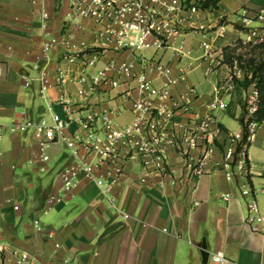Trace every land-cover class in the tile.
<instances>
[{
  "label": "crops",
  "instance_id": "obj_1",
  "mask_svg": "<svg viewBox=\"0 0 264 264\" xmlns=\"http://www.w3.org/2000/svg\"><path fill=\"white\" fill-rule=\"evenodd\" d=\"M71 1L0 0V124L51 121L54 114L66 119L67 111L72 118L94 115L97 127L105 116L117 126L130 124L141 96L137 81L112 75L116 86L105 80L93 86L91 75L110 59L132 60L140 71L142 57L154 58L170 64L174 80L168 97L154 100V121L166 140L179 137L183 149L166 144L165 170L121 144L103 157L84 148L73 155L67 141L89 133L75 121L65 127L64 138L45 148L32 131L7 133L0 141V262L20 264L23 251L36 264H212L211 254L222 251L230 264H264V235L246 223L242 181H229L223 167L224 148L244 129L238 121L242 109L229 106L234 98L226 99L227 109L216 111L212 138L192 147L187 141L207 113L214 88L229 75L228 66L212 56H219L227 40L242 36L231 31L230 22L242 8L263 7L264 0H221L216 9L185 13L182 32L170 45L143 53L108 49L93 68L70 63L62 47L64 39L76 46L91 42L88 31L67 21ZM42 11L50 14L46 27ZM50 36L60 42L45 54L43 43ZM83 75L85 82L79 81ZM166 81L153 78L157 87ZM43 153L48 160H42ZM86 157L102 184L81 174L78 187L64 192L61 172ZM248 160L249 183L264 214V120ZM52 195L57 200L48 206ZM36 219L41 231L33 225Z\"/></svg>",
  "mask_w": 264,
  "mask_h": 264
},
{
  "label": "built area",
  "instance_id": "obj_2",
  "mask_svg": "<svg viewBox=\"0 0 264 264\" xmlns=\"http://www.w3.org/2000/svg\"><path fill=\"white\" fill-rule=\"evenodd\" d=\"M42 1V0H38ZM203 0H72L67 21L79 25L83 31L91 34V42H81L78 46L69 40H62V47L66 51V58L70 63H80L84 68L96 67L108 49L116 51H128L131 53H143L153 47H164L171 44L182 32L183 17L186 14H194L202 9ZM50 14L41 12L43 27H46ZM238 21L249 27L250 40L257 39L256 43H264V27L261 29L251 28L253 22H260L264 26V6L250 11L242 8L237 14ZM83 21H90V26L82 25ZM256 36V37H255ZM60 41L55 37H46L43 43V52L46 54ZM255 43V44H256ZM201 46L208 52L209 44L202 41ZM141 69L136 70V64L132 60L123 59L108 60L104 67L91 75V85H97L100 81H109L113 86L118 80L111 78L116 75L119 79H133L137 81L141 92L139 99L134 101L135 119L125 126H117L114 121L105 116L101 127H97L94 115L79 114L74 118L67 111L66 119H61L54 114L51 121L24 120L13 121L10 124H0V141L7 133L32 131L34 138L45 148L51 142L64 138V129L70 121L79 123L84 129L89 130L85 137L79 133L74 134L67 141L72 154L79 155L81 148L88 153L96 152L97 155L106 156L113 154L116 145L125 146L133 156L147 157L158 167L165 169L168 164V151L166 144L173 145L176 149L181 148V140L177 136L166 140V135L161 125L154 121V100H165L169 95V86L174 83L171 77L170 64L163 63L154 58H141ZM236 62L234 69H236ZM235 72V71H234ZM233 75L243 80V76ZM154 76H164L167 81L162 87L153 83ZM184 79V77H180ZM43 90L48 87L45 75L42 76ZM79 81H86L81 76ZM231 95V94H229ZM226 95H218L210 101L207 113L198 121L196 128L187 134L188 144L192 147L198 141L212 138L216 130V122L212 112L224 110L228 106ZM258 89L253 82L245 94V123L242 133L231 137L230 144L224 148V162L226 178L235 182L241 180L239 187L241 196L246 201V223L251 230L264 235V214L256 200L255 191L249 183L248 148L257 136V130L261 121L258 120L257 110L259 107ZM42 160H48V155L42 154ZM163 163L164 165H161ZM202 164L199 162L194 167L195 177L200 173ZM44 170V168H42ZM164 170V171H165ZM83 174L90 179H96L93 165L86 157L66 167L60 174L64 192L68 193L76 189ZM101 185L102 181L96 179ZM264 192V189H263ZM224 200L229 197L222 195ZM57 197L52 195L48 199V206L53 204ZM198 204V203H196ZM16 210L19 205H15ZM34 227L41 231L42 224L38 220L33 221ZM212 264H230V259L222 252L216 251L211 254ZM20 264H36L27 252L19 253Z\"/></svg>",
  "mask_w": 264,
  "mask_h": 264
},
{
  "label": "rangeland",
  "instance_id": "obj_3",
  "mask_svg": "<svg viewBox=\"0 0 264 264\" xmlns=\"http://www.w3.org/2000/svg\"><path fill=\"white\" fill-rule=\"evenodd\" d=\"M238 21L237 17H235V20L234 21H231V31L233 32L235 29H237L238 31H240V34H242V36H239L237 38H233V39H229L227 40V42H225V44L221 45V50H220V54L219 56L218 55H215V56H212V59L214 60H218L219 62L221 63H224V60L226 59L225 57V54L227 53V55L229 54H232L233 56L235 55L237 57V55H242L244 57H249L250 55L252 54H258L259 53V49L256 48L255 49V46H256V41L257 39H253V40H250L249 38V35H248V32H249V27L246 26V24H243L242 22ZM250 27L251 28H255V29H261L263 28L264 26L260 23V22H253L250 24ZM221 33H225V29H221L219 30ZM235 33H237L236 31H234ZM256 37V36H255ZM237 63V62H236ZM228 66V64H226ZM229 75L227 76V78H224L222 80V82H220L218 84V86H216L213 90V94H212V98H211V101L214 100V98L218 95H221V96H224L226 95V99H231V97L234 98L235 100V103L232 104H229V106H236V105H239L240 108L241 106L245 105V94H246V90H239L238 87L235 86V83L232 82V79H231V75H232V72L235 73L236 75L239 76H243L244 78V73L243 71L239 68V64L237 63L236 64V69L232 70L229 66ZM235 71V72H234ZM221 80V81H222ZM231 94V95H229ZM210 103V102H209ZM208 103V105H209ZM227 103H228V100H227ZM239 103V104H238ZM227 109V107H226ZM242 109V108H241ZM217 111V110H216ZM215 112H212V116L214 117V121L216 122V116H215ZM242 111V110H241ZM164 113V112H163ZM196 125H198V123H196ZM196 127V126H195ZM30 131V130H29ZM181 148L183 149V146L181 145ZM184 155H187L186 154H183ZM38 220V219H36ZM39 221V220H38ZM40 222V221H39ZM41 223V222H40Z\"/></svg>",
  "mask_w": 264,
  "mask_h": 264
},
{
  "label": "trees",
  "instance_id": "obj_4",
  "mask_svg": "<svg viewBox=\"0 0 264 264\" xmlns=\"http://www.w3.org/2000/svg\"><path fill=\"white\" fill-rule=\"evenodd\" d=\"M221 0H203L202 9H216ZM259 49V53L252 54L249 57H244L242 55H237V57L232 54H225L226 59L224 62L228 64L230 68H234V63L237 62L239 64V68L244 73L243 80H240L236 76L233 75V81L235 86L238 87L239 90H247L248 87L256 82V86L258 89V99H259V107L257 110V117L259 121L264 120V43H256L255 49ZM235 103V100L231 99L229 104ZM239 104V103H238ZM242 112L238 117V121L244 125L245 123V105L241 106ZM0 264H3L0 262Z\"/></svg>",
  "mask_w": 264,
  "mask_h": 264
},
{
  "label": "water",
  "instance_id": "obj_5",
  "mask_svg": "<svg viewBox=\"0 0 264 264\" xmlns=\"http://www.w3.org/2000/svg\"><path fill=\"white\" fill-rule=\"evenodd\" d=\"M205 258H206V256H205Z\"/></svg>",
  "mask_w": 264,
  "mask_h": 264
}]
</instances>
